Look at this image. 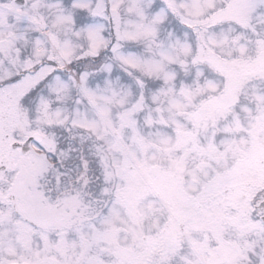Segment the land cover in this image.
<instances>
[{
  "label": "snow or ice",
  "instance_id": "obj_1",
  "mask_svg": "<svg viewBox=\"0 0 264 264\" xmlns=\"http://www.w3.org/2000/svg\"><path fill=\"white\" fill-rule=\"evenodd\" d=\"M0 264H264V0H0Z\"/></svg>",
  "mask_w": 264,
  "mask_h": 264
}]
</instances>
